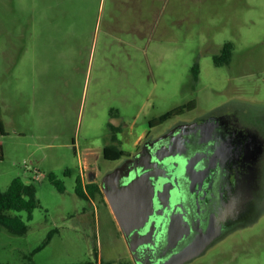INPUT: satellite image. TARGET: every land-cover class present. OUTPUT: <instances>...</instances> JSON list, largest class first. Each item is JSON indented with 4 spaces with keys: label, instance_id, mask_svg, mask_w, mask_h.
Here are the masks:
<instances>
[{
    "label": "rangeland",
    "instance_id": "rangeland-1",
    "mask_svg": "<svg viewBox=\"0 0 264 264\" xmlns=\"http://www.w3.org/2000/svg\"><path fill=\"white\" fill-rule=\"evenodd\" d=\"M191 100L180 119H264V0H0V191L20 178L39 201L25 235L0 228V261L131 264L103 194L80 199L75 180L121 162L102 158L109 125L133 153ZM184 264H264V211Z\"/></svg>",
    "mask_w": 264,
    "mask_h": 264
},
{
    "label": "flooded vegetation",
    "instance_id": "flooded-vegetation-1",
    "mask_svg": "<svg viewBox=\"0 0 264 264\" xmlns=\"http://www.w3.org/2000/svg\"><path fill=\"white\" fill-rule=\"evenodd\" d=\"M182 115L174 117L176 120L161 132L153 130L165 122L153 127L137 143L136 150L119 163L141 152L147 142L169 136L170 160L180 167L177 183L169 191V201L146 211L149 216L138 223L139 227L145 224L135 235L139 242L147 241L148 237H143L154 225L153 246H141L133 254L129 251L100 188L102 177L114 168L100 179L105 208L125 243L131 264L168 261L207 235L216 237L212 244L220 242L264 211V119L238 110L214 111L190 120L180 119ZM160 150L154 147L152 159L156 160ZM178 236L182 238L176 241Z\"/></svg>",
    "mask_w": 264,
    "mask_h": 264
},
{
    "label": "water",
    "instance_id": "water-1",
    "mask_svg": "<svg viewBox=\"0 0 264 264\" xmlns=\"http://www.w3.org/2000/svg\"><path fill=\"white\" fill-rule=\"evenodd\" d=\"M168 137L164 135L147 142L141 152L133 154L124 163L106 173L100 182L101 191L132 254L141 246L148 244L153 246L154 225L146 237H143H148L147 241L139 242L135 235L145 223L140 227L138 223L145 221V217L147 219L149 216L146 213L147 210L151 211L155 206H161L162 203L169 201V191L177 183L180 167L178 162L170 160L173 155L170 154V147L166 144ZM156 146H159L163 151L160 150V155H157L154 160L151 152ZM89 181H94L93 175ZM142 216L143 219H141ZM131 232H133L132 237L134 238L129 236ZM177 234L179 233L177 232ZM181 238L178 236L176 241ZM213 238L212 235L200 238L196 245L187 247L170 260L159 264H184L202 255L216 237Z\"/></svg>",
    "mask_w": 264,
    "mask_h": 264
},
{
    "label": "trees",
    "instance_id": "trees-1",
    "mask_svg": "<svg viewBox=\"0 0 264 264\" xmlns=\"http://www.w3.org/2000/svg\"><path fill=\"white\" fill-rule=\"evenodd\" d=\"M231 48L232 47L229 44H225L221 48V56L224 57L225 61L228 59ZM222 57L219 59L215 58V64L221 63ZM195 106V101L191 100L186 104L178 106L158 118L151 120L148 125L150 128L161 125L174 117L194 110ZM109 130L110 144L102 149V158L107 161H119L123 157L128 156L129 153L117 146L116 132H118V128L109 125ZM47 179L58 192H63L64 187L54 174L49 173ZM74 193L83 200H87L88 197L94 198L96 195H101L97 183L88 182L82 185L79 176L75 180ZM38 207L39 201L36 196L35 186L23 182L20 178L12 179L7 189L5 191H0V228L13 235H25L28 230V222L32 219V213ZM21 212L25 214L24 217L19 215ZM49 237L50 235L48 238Z\"/></svg>",
    "mask_w": 264,
    "mask_h": 264
},
{
    "label": "crops",
    "instance_id": "crops-1",
    "mask_svg": "<svg viewBox=\"0 0 264 264\" xmlns=\"http://www.w3.org/2000/svg\"><path fill=\"white\" fill-rule=\"evenodd\" d=\"M144 136V135H143ZM142 136V137H143ZM142 137H140L139 138V140H138V142L140 141V139H142ZM80 174V173H79ZM90 182V181H89ZM82 185H84L83 183H82ZM107 214L110 216V213H109V211H107ZM80 216H84L83 214H80ZM110 218H111V216H110ZM112 222H113V220H112V218L110 219ZM76 229V225L75 226H72V229ZM54 229V228H53ZM55 230V229H54ZM46 233H48V232H46ZM56 233H57V230H56ZM225 239V238H224ZM224 239H222L220 242H222ZM0 264H34V262H31L30 260H28V261H26L25 260V258H23V259H21V260H19V261H8V260H4V261H0Z\"/></svg>",
    "mask_w": 264,
    "mask_h": 264
}]
</instances>
